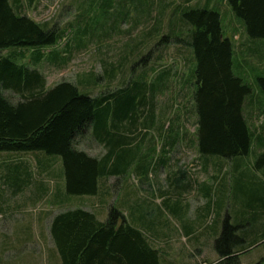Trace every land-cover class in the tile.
<instances>
[{
	"label": "trees",
	"instance_id": "16d2710c",
	"mask_svg": "<svg viewBox=\"0 0 264 264\" xmlns=\"http://www.w3.org/2000/svg\"><path fill=\"white\" fill-rule=\"evenodd\" d=\"M35 1L26 0L27 5ZM130 1L87 0V8L77 17V22L82 20V23L66 29L37 22L23 13L21 0H0V151H40L44 159L38 156L37 166L42 169L58 162L55 160L58 157L61 167L58 165L51 175H61L69 195L95 194L98 180L108 175L128 171L146 173L154 165L165 167L169 160L168 150L178 145L182 135L186 136L181 130L182 115L188 112L186 105H177L173 98L167 108L177 112L167 115V123L161 127L160 147L151 144L147 155L141 156V143L136 142L140 127L146 129L156 123V90L167 87L168 80L164 77L170 69L152 80L131 78L121 87L98 94L81 91L78 85L67 80L46 86L40 64L48 61L57 65L61 60L65 62L66 57L59 55L57 50L44 52L42 48L57 46L67 31L73 32L74 38L81 42L93 36L111 35L117 24L125 22L132 12L146 11L144 16L148 13L150 16V1L137 0L132 11L128 7ZM212 1L192 5L191 0H185L184 5L177 4L174 11L178 13L181 26L176 27L170 21V29L160 41L173 38L190 51L186 59L191 62L190 78L184 82L191 87L199 154L205 158L211 155L244 158L251 151L254 140L259 143L262 140L244 111L246 98L253 95L247 78L251 71H257L254 82L262 95V112L264 69L257 70L255 65L247 67L248 59L242 57L236 65L241 74L235 73V41L225 34L221 13ZM224 2L241 20L248 42L264 41V0ZM154 29L152 27L149 32ZM11 47L17 48L3 52ZM247 51V56L255 53ZM256 56L261 61L264 58L258 53ZM246 70L250 72L248 75H245ZM96 78L98 76L94 81ZM262 120L258 129L264 131ZM87 137L102 146L101 155L78 147L77 143ZM263 165L264 151L257 154L254 169L261 170L259 167ZM178 173L186 171L170 167L169 175ZM35 174L27 164L24 167L10 165L0 174V187L5 194L24 197L27 191L35 194V186L42 184L39 193L42 194L47 186L43 181L36 184ZM245 177L236 185L239 187L237 193L242 196L238 193L237 197L243 202L241 209L248 211L250 230L248 235H235L222 248L217 246L220 260L215 264H240L238 255L264 237L260 230L264 226V185L253 175L247 174L248 179L244 180ZM252 179L254 183L250 182ZM109 213L105 222H98L93 213L80 208L62 212L54 218L51 232L62 264H159L157 252L150 247L144 234L123 223L116 227L113 218L119 211L112 207ZM240 226L231 227L236 230Z\"/></svg>",
	"mask_w": 264,
	"mask_h": 264
},
{
	"label": "rangeland",
	"instance_id": "374dc122",
	"mask_svg": "<svg viewBox=\"0 0 264 264\" xmlns=\"http://www.w3.org/2000/svg\"><path fill=\"white\" fill-rule=\"evenodd\" d=\"M149 1L151 3L150 16H148L149 13L147 17L144 16L146 11L137 14L132 12V16L130 15L125 22L117 24L115 32L112 31L109 36L106 35L103 38H100L102 37L101 35H99V38L93 36L90 40L84 39L79 42L74 38L73 32L67 31L57 46H45L42 48L44 52H48L51 49L57 50L59 55L66 57L65 62L61 60L57 65H54L44 61L39 68L45 76L48 86H52L61 80H67L78 85L81 91L92 94L121 87L131 78L152 80L165 69H170L169 74L164 77L165 80H168L167 87H160L156 90L154 98L157 113L156 123L153 127L146 129L140 127L136 142L141 143V154L147 153L148 150L146 149L151 144L160 147L162 142L159 135L161 127L167 123V115L172 116L177 112L168 110L167 105L173 98V102L177 105H186L188 112L182 115L183 127L181 128L183 133L186 132V136L182 135L178 145L168 150L169 160L165 167L154 165L149 171L164 177L169 175L170 167H173L175 170L179 168L185 170L186 173L191 174L198 180L206 179L211 182L213 176L217 177L215 197L211 209L215 218L208 220L209 223L212 222L214 224L217 232L215 235L211 232L209 237L202 238V253L200 254L195 251L194 247L197 245L191 246L185 240L181 241L187 248L186 250L191 252L192 261L186 264H215L220 260V257L213 252V247L215 249L217 246L222 248L227 242L232 241L235 235H248L250 230L251 221L248 218V211L241 209L243 202L241 198L237 197L239 187L236 185L245 176L244 180L248 179L247 174L255 175V178L260 177L256 181L264 185V165L259 167V169L263 168L262 170H253L257 154L264 151V137L261 135V143L254 140L253 147L246 157H236L231 162L219 156L211 155L205 158L199 154L195 143V115L191 105V87L190 84L184 82L190 78L191 62L186 60L190 57V51L185 46L177 44L178 42L174 41L173 38L160 41L169 31L172 22L176 27L181 26V22H178L177 19L179 17L178 13L174 10L177 4L184 5L185 0H147V2ZM21 2L23 13L37 22H46L49 25L66 29L70 27L73 29V27L82 23V20L77 22V17L83 12L82 10L87 8L88 3L87 0H36L30 5H27L26 0H21ZM204 2L205 0H191L190 4L200 5ZM134 3L136 4L137 0L129 2L130 11L135 9ZM212 3L221 13V23L225 34L232 37L235 41V73L241 74L240 68H237L236 65L240 64L238 60L242 57L248 59L247 67L255 65L257 70L264 69V61L258 60L256 53H251L252 55L247 56L248 49L251 51L258 46L262 52L263 47L256 41L248 42L241 20L231 12L230 7L224 0H213ZM152 27L156 29L150 33L149 31H151ZM159 41L160 43L156 44ZM15 48L17 47L5 49L3 52L15 50ZM254 57L255 60L253 59ZM247 70L245 75L250 73ZM256 72L251 71L247 78L252 87L253 95L246 98L244 111L249 124L258 130V125L262 119V123H264V110L261 112L263 101L260 96L262 97V95L254 82ZM96 76H98V79L96 78L94 81ZM186 113L188 115L187 118L185 117ZM77 145L90 154L101 155L104 152L102 146L100 147L90 137L82 139ZM39 153L42 152L0 151V174L10 165L16 163L27 164L31 173L33 175L36 173L34 179H40L44 185L48 186L51 184L50 175L52 170L57 168L58 165L61 167V162L56 157L55 160H58V162H55V164H50L43 169L39 168L34 161L38 156L40 159H44ZM38 172L40 175H38ZM128 173L131 172L128 171ZM250 182L254 183L253 179ZM42 186L41 184L40 187ZM28 194L29 192L27 191L24 197L19 195L8 198L6 197L8 194L3 193L2 187H0V204L5 206L24 205L28 208V212L24 215L25 217H31L43 212L48 205V191L46 190L41 194V201L29 200ZM82 196L70 195L72 201L77 204H80ZM222 197H224L223 203L221 202ZM239 197H242L240 193ZM6 220L7 215L0 214V221ZM236 224H241V226L234 230L231 226ZM262 227L260 230L264 232V226ZM18 248L24 255L28 254L25 246H19ZM186 256L185 254H178L181 259ZM238 256L240 264H264V237L262 236L256 241L255 245L242 251Z\"/></svg>",
	"mask_w": 264,
	"mask_h": 264
},
{
	"label": "crops",
	"instance_id": "0c3cea01",
	"mask_svg": "<svg viewBox=\"0 0 264 264\" xmlns=\"http://www.w3.org/2000/svg\"><path fill=\"white\" fill-rule=\"evenodd\" d=\"M255 41L264 47V43H260L264 41ZM252 50L264 57V48L262 52L258 46ZM46 86L49 87L47 82ZM258 134L264 137L261 129H258ZM233 159L228 160L231 162ZM34 161L37 164V159ZM12 166L24 167V164L16 163ZM216 178L213 176L209 182L206 179L198 180L189 173L162 177L150 171L108 175L98 180L95 194L83 195L80 204H77L65 192L61 175H51V184L47 186L48 205L43 212L25 217L28 208L24 205L0 207V214L7 215L6 221H0V264H62L61 254L51 232L54 218L62 212L80 208L93 213L98 222H105L112 207L119 211V215L113 218L114 225L117 227L123 223L138 228L150 247L156 250L159 264H186L192 261L191 252L186 250L181 241L185 240L191 246L197 245L194 248L200 254L202 238L217 232L216 228L212 229L214 224L208 222L215 218L211 209ZM39 181L37 179L36 184ZM184 183H187L186 186ZM35 187V194L29 192L28 198L41 201L40 187ZM17 196L19 194L8 193L6 197ZM221 202H224V197ZM19 246H25L28 254L20 252ZM213 252L219 257L214 247ZM178 254L187 256L181 259Z\"/></svg>",
	"mask_w": 264,
	"mask_h": 264
}]
</instances>
